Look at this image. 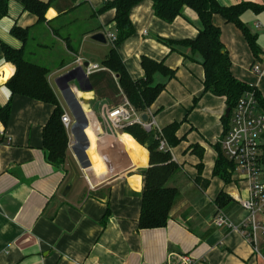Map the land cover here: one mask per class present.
Masks as SVG:
<instances>
[{
    "label": "crops",
    "instance_id": "1",
    "mask_svg": "<svg viewBox=\"0 0 264 264\" xmlns=\"http://www.w3.org/2000/svg\"><path fill=\"white\" fill-rule=\"evenodd\" d=\"M42 1L50 3L44 20L23 9L21 0H9L0 19V107L10 102L7 124L0 122V264H179L181 255H189L191 264H264L262 241L256 253L239 232L212 221L221 211L233 224L241 222L247 213L238 199L248 195L249 184L233 172L228 182L213 175L225 98L204 92L203 67L188 48L172 50L164 42L194 39L200 26L196 13L185 8L166 23L154 15L151 0H142L129 13L133 33L116 48L132 79L144 76L142 56L175 71L170 79L154 74L165 88L149 107L160 128L179 123L178 141L169 151L176 170L167 180L175 195L165 226L141 228V170L151 165L150 151L106 119V111L125 97L116 75L103 66L68 88L57 84L59 76L77 67L76 56L101 64L111 47L106 35H115V9L99 12L103 0ZM216 1L262 7L240 15L256 35L258 59L233 23L219 14L211 21L220 29L233 76L264 98V71L258 76L250 69L253 62L264 67V0ZM13 26L26 30L24 41L11 33ZM97 32L104 33L105 42L92 38ZM2 44L22 49L27 60L48 70L47 81L70 119L61 166L46 160L43 146V127L55 105L11 96L7 81L15 68L5 60ZM126 139L145 155L143 162L135 160L137 152L125 153Z\"/></svg>",
    "mask_w": 264,
    "mask_h": 264
},
{
    "label": "trees",
    "instance_id": "2",
    "mask_svg": "<svg viewBox=\"0 0 264 264\" xmlns=\"http://www.w3.org/2000/svg\"><path fill=\"white\" fill-rule=\"evenodd\" d=\"M8 1L0 0V19L7 14ZM141 1L103 0L97 10L102 12L110 8L115 9L113 18L115 38L101 64L116 75L118 86L131 106L137 112L143 113L165 88L164 82L154 81V74L159 73L170 79L175 76V71L162 61H155L149 57L142 56L141 66L144 70V76L139 79H132L119 56L116 49L117 46L134 31L129 18L130 10ZM151 2L154 15L166 23H171L177 16L182 14L185 8L191 9L198 16L200 26L194 39L164 42L168 43L172 50L176 49V47L188 48L192 54V59L203 67L204 92H210L214 96L225 98V104L227 108H230V113L228 116L224 115L222 117L224 124L223 134L229 127L231 111L244 92H253L258 101V108L264 113V98L260 92L233 76L229 55L221 42L220 29L211 21L213 14H219L227 22L233 23L241 30L253 56L258 59L261 50L257 44L256 35L251 33L241 21L240 15L247 9L258 12L262 7L248 2L222 6L216 0H151ZM49 4V1L21 0L23 9L35 14L38 20H44V14ZM11 33L24 41L27 32L25 29L13 26ZM2 50L5 60L12 63L15 68L13 75L7 81L11 96L14 94L24 95L55 105V110L43 127V146L46 160L53 165L61 166L66 157L68 137L61 122L62 110L47 81V68L27 60L22 49H13L2 44ZM9 112L10 102L0 107V122L3 126L7 124ZM178 126V122H173L161 128L169 146L174 145L178 141L175 136ZM123 130L129 132L139 143L147 144L150 151L151 165L141 170L145 179L138 221L139 227H163L167 223L175 195V188L167 185V180L176 170V166L171 161L169 151L162 152L157 150L154 132H146L136 124L127 125ZM1 141L2 138L0 137ZM215 148L218 155L213 175L218 176L224 182H228L234 164L224 155L220 144H215ZM222 198L223 194L220 193L216 199L217 204L220 205Z\"/></svg>",
    "mask_w": 264,
    "mask_h": 264
},
{
    "label": "built area",
    "instance_id": "3",
    "mask_svg": "<svg viewBox=\"0 0 264 264\" xmlns=\"http://www.w3.org/2000/svg\"><path fill=\"white\" fill-rule=\"evenodd\" d=\"M106 38L112 43L115 35L107 33ZM74 62L77 66L83 67L86 76L104 69L100 63L84 62L79 56L75 57ZM250 69L258 76L264 71L260 62H253ZM143 113L146 114V120L141 118ZM143 113L137 112L124 97L120 104L106 111V119L115 129H123L127 125L136 124L146 132H154L157 150L170 151V146L161 128L157 125L152 111L147 108ZM61 122L66 128L69 127L70 119L66 113L61 114ZM263 134L264 113L258 108V101L253 92L246 91L239 97L231 111L229 127L220 139V146L227 159L234 164L232 172L249 184L248 195L238 199L240 207L247 215L235 225L223 212L217 211L212 221L217 227L225 226L239 232L256 253H259V242L264 243ZM88 182L93 187L89 180ZM191 262L192 258L189 255L179 256V264H191Z\"/></svg>",
    "mask_w": 264,
    "mask_h": 264
},
{
    "label": "water",
    "instance_id": "4",
    "mask_svg": "<svg viewBox=\"0 0 264 264\" xmlns=\"http://www.w3.org/2000/svg\"><path fill=\"white\" fill-rule=\"evenodd\" d=\"M93 39L97 40V41H102L105 42L106 38L104 36L103 32H97L92 36ZM85 76V72L82 66H77L76 68H73L71 70H69L68 72L62 74L61 76L58 77L57 80V84L59 86V88H68L69 84L71 81L75 80L78 83L80 82V78ZM230 113V108H226L225 110V115L228 116V114ZM141 118L143 120H146V114H142ZM83 127V126H82ZM68 185L66 186L65 190L68 189Z\"/></svg>",
    "mask_w": 264,
    "mask_h": 264
},
{
    "label": "bare ground",
    "instance_id": "5",
    "mask_svg": "<svg viewBox=\"0 0 264 264\" xmlns=\"http://www.w3.org/2000/svg\"><path fill=\"white\" fill-rule=\"evenodd\" d=\"M87 128V126L85 127V129ZM119 149V148H118ZM123 150L125 151V153H133V152H137V155L135 157V160L137 162H143L145 159V155L143 153H141L139 151V148L135 145V143L131 140V139H126L124 140V147ZM122 150V151H123ZM112 152V151H111ZM120 157V156H119ZM130 161V160H128ZM127 161V162H128ZM126 162V163H127ZM131 162V161H130ZM127 165V164H126Z\"/></svg>",
    "mask_w": 264,
    "mask_h": 264
},
{
    "label": "rangeland",
    "instance_id": "6",
    "mask_svg": "<svg viewBox=\"0 0 264 264\" xmlns=\"http://www.w3.org/2000/svg\"><path fill=\"white\" fill-rule=\"evenodd\" d=\"M96 113L98 114V111ZM81 125H82V123H81ZM219 144H220V141H219Z\"/></svg>",
    "mask_w": 264,
    "mask_h": 264
}]
</instances>
